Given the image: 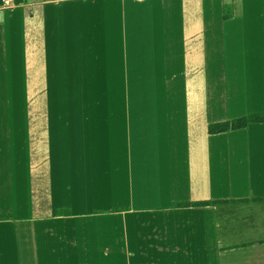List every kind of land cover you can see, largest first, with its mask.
I'll return each mask as SVG.
<instances>
[{
	"label": "crops",
	"instance_id": "1",
	"mask_svg": "<svg viewBox=\"0 0 264 264\" xmlns=\"http://www.w3.org/2000/svg\"><path fill=\"white\" fill-rule=\"evenodd\" d=\"M10 6L36 33L38 62L30 73L36 83L42 79L38 91H64L59 75L73 68L82 74L80 68L99 62L109 89L122 84L129 91L131 73L141 76V89L148 91L151 74L168 76L165 90L182 91L176 78L183 75L191 84L185 99L106 100L112 107L107 115L36 114L32 122L45 125L30 132L29 179L22 181L16 164L12 175L0 177V264H25L23 257L40 264L38 225L46 230L45 264H71L75 258L73 264H84L86 239L89 249L108 240L120 248L118 220L107 238L91 222L95 215L75 212L84 200L73 194L71 163L84 161L85 189L98 196L96 203L112 204L105 210H121L129 254L135 249L129 264H264V122L218 134L208 130L231 118L264 115V0H13ZM214 38H221V46L242 40V48L233 45L231 53L205 63L207 42ZM215 67L220 79L213 85ZM230 75L238 84H231ZM246 76L259 95L254 100L246 98ZM235 88L237 98L231 97ZM215 91L217 97L210 95ZM35 103L51 109L74 102L48 94ZM81 103L84 110L87 104ZM153 107L161 113L157 130ZM167 110L182 116L183 125L170 129ZM21 149L15 147L14 154Z\"/></svg>",
	"mask_w": 264,
	"mask_h": 264
},
{
	"label": "rangeland",
	"instance_id": "2",
	"mask_svg": "<svg viewBox=\"0 0 264 264\" xmlns=\"http://www.w3.org/2000/svg\"><path fill=\"white\" fill-rule=\"evenodd\" d=\"M1 7V6H0ZM17 6H10V9L7 10L5 15L7 17L5 19H2L0 21V177H5V173H9L13 171V164L19 165V169H16V171H22L23 180L29 179L30 175L27 170V164L28 159H26V154L29 150V145L31 144L32 139H30V132L32 130L40 129L42 125H45V123H38L32 122L34 116L38 114V116H43V118L46 115H51L53 113L54 116L59 115V113L68 114L69 116L77 115L78 111L87 115H94V114H102L107 115L112 107H107L106 100L111 99H119V98H126L132 100H142V99H149L151 100L152 104H154L155 101H159L162 99H177L182 98L185 99V97H189V84L191 77L189 75H183L179 78H176V82L180 81L182 84V91L179 90H165V87L167 86L168 80L167 77L163 74H151L148 76L149 79V91L141 89L143 86V82L141 80V76L139 75H133V73L129 74L128 81H129V91H123L120 88L123 86L120 85V88L118 90L115 89H109L107 88V79L109 78L108 73L103 72V69L98 66L100 63H96L89 68V69H83L80 68L83 73L82 74H74V70L76 68L71 69V74H64L59 75L60 81L67 84L64 91L53 90V91H38L36 89L40 86L42 83V79L39 80L36 83V77L35 75L31 74L30 72L32 70V66L34 67V62H38V60H35V52L36 48L39 46L36 43V39L34 38L35 32H31L29 23L24 18L21 19L20 17H17L15 15L14 9ZM2 12V11H1ZM14 16V18H13ZM34 33V34H33ZM221 41V38H214V40H211L206 46V49L209 51L206 53L207 57L205 58V63L208 60L209 63H212L216 60H218L224 53L225 50H228L229 53H231L235 47L239 46L242 48V40H240L238 43L234 42L233 44L228 43L224 40L223 46L219 43ZM31 45L33 46V50L31 51ZM214 45V48L212 47ZM235 47H234V46ZM75 47H78L80 49L81 46L78 44L74 45ZM216 51L218 53L214 54L213 52ZM248 52V51H247ZM83 53V52H82ZM84 53L86 55L89 54V48L88 52L87 49L84 50ZM73 61V59H71ZM183 61V60H182ZM212 61V62H211ZM150 63H153L151 65L158 71V67L156 66V59L149 60ZM220 62V61H218ZM214 67V66H213ZM92 69L91 71H89ZM215 69L218 73H220V69L213 68L214 71L213 76V85L217 83V81L220 79V76H215ZM65 70L66 73L68 72V69H61ZM90 73H88V71ZM152 70V69H151ZM95 71L96 73H94ZM153 71V70H152ZM155 72V71H153ZM250 75V74H249ZM55 83L59 82L58 76H54ZM217 77V78H216ZM219 78V79H218ZM218 79V80H217ZM172 81V79H171ZM215 81V82H214ZM230 81L232 85L238 84V78L235 75H230ZM173 82H169L168 86ZM245 83L247 85L249 84L250 88L248 91V95L246 96L247 99L250 98V100H254V98L258 94L255 95V92L252 91V88H254L252 77L246 76ZM244 86V83L242 84ZM83 86H86L87 88H83ZM184 86V87H183ZM75 87L77 88L75 90ZM70 88V89H69ZM172 88V86L170 87ZM165 90V91H164ZM237 90L235 88V91H231V97L237 98L236 94ZM253 93L250 94V93ZM207 93V97H209V93ZM217 93V91L210 93ZM49 94V97H52L55 100L58 99H68L71 102L68 106L65 107H53V108H47L45 107H39L36 106L35 102L36 100H42L45 99L46 96ZM214 97H217L215 94H213ZM154 101H153V100ZM85 102L87 104L83 107H80L78 105V102L80 105L81 102ZM99 104V105H96ZM81 108V109H80ZM159 107H153L152 108V116L156 117L152 120L154 121L153 124L155 126L154 129L157 130L158 126H161L158 120V115L161 113H155L156 109ZM136 109H141V107H135ZM170 109H176V108H170ZM181 109V108H180ZM167 116V119L165 121H168L170 129L175 128L179 123H182L183 125V118L182 116H176L175 112L168 111L165 114ZM251 116L256 117L257 123H263L264 122V115L261 114H247L245 117H236L231 118L228 122L232 123L233 121H237L243 118H250ZM43 121L44 120H39ZM227 122V121H226ZM251 124V123H248ZM247 124V125H248ZM44 130L47 131L46 128ZM157 134L156 131L154 133ZM25 138V139H24ZM22 147L20 150L21 153L17 152L14 154V149ZM58 149V148H57ZM60 149V148H59ZM55 157V156H54ZM25 159V161H24ZM41 164V163H39ZM81 166L82 168L79 170L78 166ZM42 166V165H41ZM73 176H72V184L73 187V194L75 195V199L84 200V202L79 203V208L75 211L77 213H80L82 211H86V214H93L95 215V219H91V222H95L96 227H103V235H107V238L109 237L111 231V224L115 223L117 220L121 223L118 225L119 231L122 232V234H119L117 236L118 242L120 244V248L116 246H111L109 243V240L106 245L101 246V248H97L93 250V245L91 249L88 248V240L86 239L85 247L84 245H81L80 250H83V254L85 255V263L89 264V258L91 259L95 258L96 261H101L102 264H111V258L112 256H116V264H129V256L133 255L134 250H131V254H129V243L126 246V238L125 235V227L126 222L123 219V217H118V213L121 210H115L111 209L105 210L112 206V204L105 205L103 202H97L98 196L95 198L94 194L89 192L85 189L86 182H87V173H89L88 170V164L84 161V163L76 164L75 162L71 163ZM45 171L44 165L42 166V172ZM13 173V172H12ZM12 173H9V175ZM15 174V173H14ZM9 175L7 177H9ZM13 182L14 179H11ZM55 189L60 190L59 186L55 184ZM70 186V187H71ZM55 190V191H57ZM114 197V196H113ZM57 197H54L53 200L58 202ZM54 201V202H55ZM95 203V205H93ZM72 213V208H68ZM67 210V209H65ZM114 216V217H113ZM115 220V221H112ZM99 225V226H98ZM35 242L38 245L37 253L40 255V264L44 263V254L46 253V235L43 226L38 225L37 228H35ZM116 237V236H115ZM59 239L60 236H59ZM129 241V236H128ZM61 242H59L60 244ZM34 249V245H33ZM28 252V251H27ZM117 252L120 255L119 259H117ZM52 253H55L53 250ZM58 253V252H57ZM76 252H71V255H75ZM82 253V251H81ZM24 254V252H23ZM59 254H61V250L59 251ZM132 263L139 262V259L131 257ZM21 261L25 262L27 264V260L23 257ZM30 259L28 260V262ZM55 261V260H54ZM76 261V258L72 261L71 264H73ZM38 263V261H37ZM78 264V262H77ZM79 264H83V262L80 261Z\"/></svg>",
	"mask_w": 264,
	"mask_h": 264
},
{
	"label": "trees",
	"instance_id": "3",
	"mask_svg": "<svg viewBox=\"0 0 264 264\" xmlns=\"http://www.w3.org/2000/svg\"><path fill=\"white\" fill-rule=\"evenodd\" d=\"M260 121H257L256 117L251 116L250 118H243L237 121H233L232 123L227 122H221L216 123L213 125H210L208 130L210 134H218L222 132H228L233 130H238L241 128H245L248 123H257Z\"/></svg>",
	"mask_w": 264,
	"mask_h": 264
},
{
	"label": "built area",
	"instance_id": "4",
	"mask_svg": "<svg viewBox=\"0 0 264 264\" xmlns=\"http://www.w3.org/2000/svg\"><path fill=\"white\" fill-rule=\"evenodd\" d=\"M12 1L13 0H3L2 5L0 7V21L2 20L1 11L9 9Z\"/></svg>",
	"mask_w": 264,
	"mask_h": 264
}]
</instances>
